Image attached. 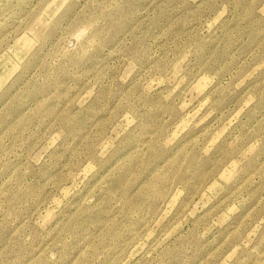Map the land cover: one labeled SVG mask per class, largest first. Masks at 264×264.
Wrapping results in <instances>:
<instances>
[{
  "label": "rangeland",
  "instance_id": "374dc122",
  "mask_svg": "<svg viewBox=\"0 0 264 264\" xmlns=\"http://www.w3.org/2000/svg\"><path fill=\"white\" fill-rule=\"evenodd\" d=\"M0 264H264V0H0Z\"/></svg>",
  "mask_w": 264,
  "mask_h": 264
},
{
  "label": "clouds",
  "instance_id": "9594fccd",
  "mask_svg": "<svg viewBox=\"0 0 264 264\" xmlns=\"http://www.w3.org/2000/svg\"><path fill=\"white\" fill-rule=\"evenodd\" d=\"M87 35V29L84 27H81L80 29H77L76 32L70 34L69 38H68V47L75 49L76 45L81 41L83 36ZM54 146V145H53ZM101 157L103 158V153H101ZM71 195V193L69 194ZM230 212H236L239 211V208L233 204L231 206V208L229 209ZM236 250L234 249L233 252H235Z\"/></svg>",
  "mask_w": 264,
  "mask_h": 264
}]
</instances>
